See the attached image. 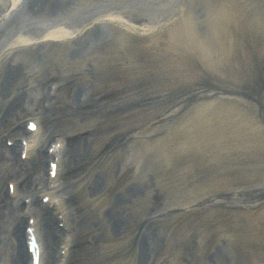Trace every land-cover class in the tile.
<instances>
[{"label":"rangeland","instance_id":"1","mask_svg":"<svg viewBox=\"0 0 264 264\" xmlns=\"http://www.w3.org/2000/svg\"><path fill=\"white\" fill-rule=\"evenodd\" d=\"M35 1L27 0L17 12V24L0 21V52L23 29L41 30L55 21L72 30L83 25V21L77 20V0H64L66 10L61 18L43 16L42 11L36 10ZM239 1L255 12L250 15L255 19L251 24L227 17L228 6L214 15L202 1L193 6L201 39L217 45L210 53L215 62L211 67L202 63L197 53L192 52L188 58L189 53L181 45L169 41V50L160 47L182 22L185 0L102 1L105 7L115 5L112 10L125 14L153 43L140 61L146 80L144 87L129 97H123L121 92L124 82L130 79L128 64L117 60L96 77L92 61H86L63 72L65 75L57 67L51 70L54 74L43 83L45 93L50 81L62 83L56 103L44 113L43 109L48 107H44L41 99L32 112L26 113L23 111L28 108L26 100L23 99L21 108L14 102L16 98L17 102L22 100L28 69L16 77L9 75L10 60L3 58L0 142L5 144L4 135L21 134L15 128L24 123L26 116L35 115L33 112H39L43 118L46 143L55 134L68 139L58 190L67 197L78 191L86 204L82 205L75 196L68 199L76 229L67 264H82V256L92 258L103 254L114 258L110 264L122 259L125 264H264V250L257 249L254 229L239 232L232 228L239 236L225 227L226 224L246 226L248 218L264 221V171L255 180L239 186L227 181L212 186V177L220 172L218 166L216 171L204 170L203 155L188 156L183 150V130L197 121L192 108L208 101H228L252 115V122L264 128V27L258 25L264 23V0ZM132 3L135 4L131 6ZM135 6L148 8L135 11ZM137 13L143 18L137 19ZM213 20L219 21V28L212 27ZM91 25H87L88 30ZM150 25L155 26L153 30ZM74 41L68 55L75 58L73 51L78 45L75 38ZM225 41H231V45L227 46ZM29 55L35 63L50 58L45 42L35 43ZM79 87H83L79 92L82 101L78 98ZM243 91L252 93L259 101L243 97ZM138 99L141 104H135ZM139 142L141 155L148 160L140 159L137 166L132 159H126L132 157ZM42 153L39 145L37 159L42 158ZM210 157L211 154L206 155L207 160ZM42 165L43 172H38L31 169L30 163L10 166L0 162V191L7 195L8 179H17L21 189L18 203L23 205V195L35 193V184L46 180L47 161ZM257 165L264 169V159H259ZM92 174L96 177L94 181L89 180ZM102 201L107 206L100 208L113 210L114 216L104 218L98 211L86 221L83 207L94 208ZM36 208L43 211L39 203ZM25 220L26 215L20 213L11 199H0V264H16L13 258L17 249V224L20 223L21 229ZM45 230L43 223L48 264L54 250L57 249L58 255L61 252L60 241L54 245L52 236Z\"/></svg>","mask_w":264,"mask_h":264},{"label":"bare ground","instance_id":"2","mask_svg":"<svg viewBox=\"0 0 264 264\" xmlns=\"http://www.w3.org/2000/svg\"><path fill=\"white\" fill-rule=\"evenodd\" d=\"M102 1L103 0H77L76 7L79 10L77 20H80L81 22L83 21L82 24L85 22L90 23L91 20H97L98 18L105 19L106 22L105 24H96L88 30L86 37L78 40V46L73 51L75 58L71 55L69 57L68 49L70 45L67 42H63V40L69 39V37L73 34V31L66 27L68 25L59 22L52 24L48 23L46 27H43L38 32H29L27 30L19 31L13 37L11 42L7 44L6 55L9 54L10 57L11 53L14 51H27L31 49V43L38 40H47L46 44L48 45V54L50 58L45 60L42 64H39V70L36 72L37 75L43 79L49 77L51 74H54V71L51 70L56 67L62 70L63 74V72L71 70V68L75 66V63L92 61L93 65L98 69L99 72V70L102 71L104 68H107L108 65L112 64L115 60L122 59L131 63V72L130 79L124 82L121 92H123L124 97H129L131 93L133 94L134 92L141 91L146 80L142 76L141 72L143 71V66L140 62H138V59H142L143 57L146 48V38H143L139 35L133 36L131 32L133 30H137L138 26L130 22L124 14L117 13L116 11L111 10L112 8L108 9L107 7H102ZM203 1L206 5L212 8L224 9L228 6V10L226 12L229 14V16L227 13L225 14H227V17H230V19L233 21H237L238 19L242 18L252 23L250 19L252 20L253 18L250 17V15L255 12L242 6L239 0ZM23 2L24 0H11V2L5 0L0 2V5L6 7H3L4 9L0 8V19L10 20L11 22L14 21V24H17L18 22L15 18V11L21 8ZM194 2L195 0H190L192 7ZM34 3L37 6V11L42 10L48 15L63 14V11L66 9L64 7V0H37ZM133 4L135 3H132L131 6H133ZM192 7H188L185 10L183 21L179 26L182 27V30L176 35V38H180V36L183 38L182 45L187 48L186 50L189 52L190 56L188 58H190L191 53L195 51L200 55L202 60L209 67H211L212 60L209 55L210 50L217 45L211 41L201 39L202 31L199 30L198 26L196 25L195 14ZM138 8H142L143 10L145 9L144 6H135L133 9L136 11ZM98 11L101 12L102 16L96 17ZM136 18L142 19L143 15L137 13ZM263 26L264 23L262 22L261 27ZM212 27L215 28L214 24ZM82 29L83 27L81 30ZM109 30L111 31L109 32ZM57 40H62V42L58 43L56 42ZM215 42L219 44L216 39ZM22 68L24 67H11V70L15 75V73ZM200 68L205 70L202 65H200ZM166 80L168 83L172 82L171 79ZM154 81H160V79H154ZM98 89L99 88L96 87L95 91L97 92ZM23 97L24 96L21 94V98ZM17 99L18 98L15 99L14 104L17 108H21L23 102H17ZM135 104H141L140 99H138V102ZM191 111L196 116H198V118L195 125H191L183 131V136L186 141L184 150L188 156H190L192 153L203 155L201 157V161L204 163L206 162L204 164L206 165V168L205 166L202 168L204 170L209 169L210 171H216L218 166V170H220V172L212 177V186L221 185L223 181L231 182L237 186L242 183H249L250 181L255 180L258 175L264 171L263 166L256 165V161L258 159H264V130L257 125L251 126L247 121L248 118L246 113H241V111L234 106H226V103H224L222 100H215L200 104L197 107L192 108ZM41 134L42 133H40V137L32 146L30 156L28 157L29 162L32 160L31 169L38 172L43 169L42 164L44 163L42 160L37 161L35 158V151L38 148ZM141 150L142 144L139 142L137 150L133 151L134 153L132 154V157L129 155L126 161L132 159L133 164L138 166L140 159L143 158L148 160L146 156L141 155ZM77 154L78 151L75 153V155ZM210 154L211 157L209 160H207L206 155ZM44 156H46L47 159L49 157L48 154ZM0 162H7L10 166H13L18 163H25L26 161L22 160V158L18 156L17 147H8L7 145L1 144ZM157 164L158 163H156V167ZM61 169L62 165L60 167V170ZM89 180L94 181L96 180V177L92 174ZM54 193L59 195V193L56 191H54ZM60 195L64 196V194ZM71 195L72 198L75 196L76 199H80L82 205L86 204L82 193L75 191ZM6 196L7 195L5 192L3 193V190L0 191V199H6ZM19 196L20 192L17 199H19ZM63 198L65 200L68 219L71 228H73L75 221L72 219V215L65 196ZM107 200L108 197L107 199H103V201ZM95 202L96 201H94V203ZM101 205L107 206V203L103 202L100 205H95L94 208L83 207L85 220L87 221L90 216L93 217L96 215V212L98 211H100V214L104 218H111V216H114L113 210L106 208L101 209ZM47 208L48 209H45L46 212H44L48 213V216L45 218V225L46 231L52 236V242L55 243L57 231L60 232L64 237L71 236L73 230L66 232L63 228L59 227V221L55 222V219L58 220L57 214L49 207ZM20 212H23V206ZM239 219L243 220V218L240 217ZM248 221L249 222L246 226L240 227L239 224H226L225 227L229 228V230H233L239 236H241L239 232H242L243 230H249V232H251V229H254L257 233L255 234L259 243L257 249L264 250V221L254 222L249 218ZM19 224L20 223L17 224L16 229L15 240L17 242V249L15 258H13V262L16 264H27L30 262L31 257L29 256L25 247L24 233H21ZM232 228H235L239 232ZM39 235L42 239L41 227L39 229ZM113 259L114 258L110 256V254L98 255L92 258H88L86 256L81 257V261L83 262L82 264H110L112 263ZM63 260L64 259H60L59 261V259L56 257V254L53 253L50 264H62L64 262ZM176 260L178 259L176 258ZM116 262H118L116 264H125L123 259ZM131 264L133 263L131 262Z\"/></svg>","mask_w":264,"mask_h":264}]
</instances>
